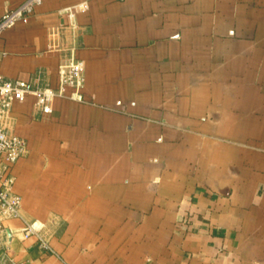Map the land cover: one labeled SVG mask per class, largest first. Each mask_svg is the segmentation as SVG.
Returning <instances> with one entry per match:
<instances>
[{
    "label": "crops",
    "instance_id": "1",
    "mask_svg": "<svg viewBox=\"0 0 264 264\" xmlns=\"http://www.w3.org/2000/svg\"><path fill=\"white\" fill-rule=\"evenodd\" d=\"M72 57L83 101L31 94L1 121L28 146L14 259L264 264V0H44L0 37L6 78L56 86Z\"/></svg>",
    "mask_w": 264,
    "mask_h": 264
},
{
    "label": "built area",
    "instance_id": "2",
    "mask_svg": "<svg viewBox=\"0 0 264 264\" xmlns=\"http://www.w3.org/2000/svg\"><path fill=\"white\" fill-rule=\"evenodd\" d=\"M44 0H22L16 7L8 9L0 17V37L18 21L33 15ZM84 4H82L83 6ZM73 16V13L70 12ZM56 86L41 83L38 77L33 80L6 78L0 73V264L18 263L11 252V235L6 222L12 218H22L23 197L14 190L16 177L12 172L14 165L28 152L27 141L20 135L9 131L1 122L16 101H24L35 95L43 113L52 111V101L56 97H67L83 101L82 88L85 84V62L72 57L61 65ZM22 239L35 238L37 246L51 255L59 256L43 227L36 222H25L21 228Z\"/></svg>",
    "mask_w": 264,
    "mask_h": 264
}]
</instances>
